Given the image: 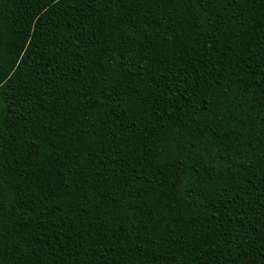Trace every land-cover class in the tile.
Returning a JSON list of instances; mask_svg holds the SVG:
<instances>
[{
    "label": "trees",
    "instance_id": "16d2710c",
    "mask_svg": "<svg viewBox=\"0 0 264 264\" xmlns=\"http://www.w3.org/2000/svg\"><path fill=\"white\" fill-rule=\"evenodd\" d=\"M0 264H264V0H0Z\"/></svg>",
    "mask_w": 264,
    "mask_h": 264
}]
</instances>
